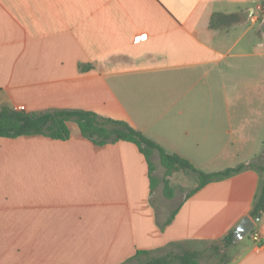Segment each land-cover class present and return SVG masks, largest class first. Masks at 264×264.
<instances>
[{"label": "crops", "instance_id": "obj_1", "mask_svg": "<svg viewBox=\"0 0 264 264\" xmlns=\"http://www.w3.org/2000/svg\"><path fill=\"white\" fill-rule=\"evenodd\" d=\"M263 1L0 0V106L122 119L205 172L261 161L264 65L251 49L264 31L242 27L264 22ZM214 13L240 19L211 26ZM67 125L65 140L0 137V264H136V250L211 244L250 216L264 171L179 192L182 170L165 176L155 151L151 188L134 143L97 146ZM247 236L228 264H264V211Z\"/></svg>", "mask_w": 264, "mask_h": 264}, {"label": "trees", "instance_id": "obj_2", "mask_svg": "<svg viewBox=\"0 0 264 264\" xmlns=\"http://www.w3.org/2000/svg\"><path fill=\"white\" fill-rule=\"evenodd\" d=\"M264 4V1H263ZM240 18L236 14L214 13L210 20L211 26L218 24L229 25ZM68 121H73L78 126L79 135L90 140L94 145L102 146L117 141L134 143L144 155L148 165V176L151 188L157 183L153 176L154 164L152 154L156 151L163 167L165 176L172 170H182L186 174H193L196 186L192 192L211 181H217L236 174L244 169L251 168L258 173L264 171V146L260 157L261 161L252 159L237 166L227 167L222 170L205 172L197 169L189 160L172 153H167L160 145L146 137L141 131L132 127L127 121L100 115L92 110L84 109H52L40 112H25L7 105L0 106V137L15 138L24 135H45L53 139L65 140L70 137ZM163 177L164 194L171 197L173 190L168 185V180ZM264 211V178H260L252 202L249 215L255 218ZM173 213L169 217L171 220ZM174 244L179 245V242ZM233 230L228 232L219 241L211 242L213 251L218 253L220 247L228 248L233 245ZM148 250H136L133 257L138 259L136 264H201L199 250L184 248L178 252L169 251L158 257H148L140 260L142 255H148ZM222 262V257L219 258ZM216 264H219L217 262Z\"/></svg>", "mask_w": 264, "mask_h": 264}, {"label": "rangeland", "instance_id": "obj_3", "mask_svg": "<svg viewBox=\"0 0 264 264\" xmlns=\"http://www.w3.org/2000/svg\"><path fill=\"white\" fill-rule=\"evenodd\" d=\"M245 26H250L249 34L250 35L253 34L254 39L261 36V34L258 33V30H260V32L264 31V22L261 23L257 20L256 22L252 23L250 21V16L249 18H246V22L244 23L242 28H244ZM259 41H261V38H259ZM251 51L257 54H260L259 56H257V59L260 62V65H264V55H261V54H264V44L259 45L256 49H251ZM153 162L155 165L159 164V161L156 158H154ZM192 180H196L193 174H188L185 176L182 171H178L177 173H174L173 178H172V183L174 187L176 188V190L179 192L180 190H187V191L190 190L191 191L192 189H194L193 186H191ZM184 184H187L188 187H184ZM184 193H187V192L180 193L179 199L182 198ZM249 243H250V239L248 238V236H246L242 240L240 239L239 241L235 242L233 245H231L228 248L220 247L218 253L213 251V248L211 247L210 243H204L200 241H195L189 244L190 246L189 248H196L199 250L201 254L200 256L201 264H216L217 262H219V264H228L231 257L236 254L235 251L237 249H241L242 247H244L245 245ZM148 257H155V256H152L151 253L149 252L146 258ZM220 257H222L223 259L222 262L219 261Z\"/></svg>", "mask_w": 264, "mask_h": 264}, {"label": "water", "instance_id": "obj_4", "mask_svg": "<svg viewBox=\"0 0 264 264\" xmlns=\"http://www.w3.org/2000/svg\"><path fill=\"white\" fill-rule=\"evenodd\" d=\"M260 217L261 213H259L254 219L247 215L242 217L233 230V242H237L243 237L250 234L254 229L255 225L258 223Z\"/></svg>", "mask_w": 264, "mask_h": 264}, {"label": "built area", "instance_id": "obj_5", "mask_svg": "<svg viewBox=\"0 0 264 264\" xmlns=\"http://www.w3.org/2000/svg\"><path fill=\"white\" fill-rule=\"evenodd\" d=\"M250 18H251V16H250ZM251 20H252V18H251ZM14 109H17V110H23L24 107L20 105V106H17L16 108H14ZM253 238H254L255 240H259V236H258V234H254V235H253Z\"/></svg>", "mask_w": 264, "mask_h": 264}]
</instances>
